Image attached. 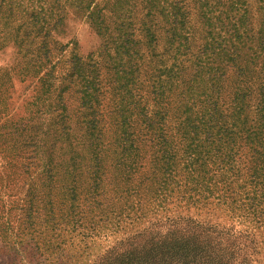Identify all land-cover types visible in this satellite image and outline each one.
Returning <instances> with one entry per match:
<instances>
[{
  "label": "trees",
  "instance_id": "1",
  "mask_svg": "<svg viewBox=\"0 0 264 264\" xmlns=\"http://www.w3.org/2000/svg\"><path fill=\"white\" fill-rule=\"evenodd\" d=\"M50 1L0 0V23L21 20L17 60L31 56L39 73L49 67L38 81L68 155L64 164L56 143L47 157L28 144L24 160L41 178L27 195L45 190L48 201L42 210L30 202L20 228L39 234L40 211L54 228V203L63 225L82 230L168 204L217 207L229 223L155 217L96 264L238 262L236 241L250 239L249 227L264 230V0ZM68 8L101 45L87 57L71 53L55 75L50 59L63 47L53 34Z\"/></svg>",
  "mask_w": 264,
  "mask_h": 264
},
{
  "label": "rangeland",
  "instance_id": "2",
  "mask_svg": "<svg viewBox=\"0 0 264 264\" xmlns=\"http://www.w3.org/2000/svg\"><path fill=\"white\" fill-rule=\"evenodd\" d=\"M26 1L29 3L24 2L23 5L28 7L34 2ZM47 2L51 3L50 0ZM73 13V9L68 8L62 26L53 34L58 46L63 47V51L55 50L50 59L51 65L56 64L55 75L66 71L64 62L70 59L71 53L87 57L97 52L101 45L99 35ZM19 23V18L7 27L0 23V264H96L102 254L127 236L144 229L155 217L186 214L199 222L229 223L226 214L217 207L195 209L168 204L142 219L133 220L129 216L119 221L118 226L99 223L91 230H82L63 225L61 210L58 203H54L57 220L54 228L46 221L51 219L50 213L40 211L34 220L40 225L35 228L40 233L32 234L28 227L22 230L20 222L28 204L31 202L35 208L42 210L48 201L45 190L37 191L39 194L35 201L27 195L29 184L33 181L38 184L41 178V172H37L41 170L33 164L35 161L24 160L33 149L28 144L32 141L39 143L42 146L40 150H44L43 156L47 157L50 144L56 143L55 154L62 158L59 160L64 164L68 155L55 124L58 112L51 111L53 108L48 111L51 93H46L38 81L49 67L42 68L39 73V64L31 56L17 60L15 42L21 38H18L21 32L18 34L15 31ZM165 41L163 36V42L158 46L160 52L166 47ZM52 82L55 83V80ZM70 103L73 102L70 100ZM85 155L81 156L82 163L88 161ZM21 162L30 165L28 171L21 167ZM249 228L250 239L236 241V246L242 251L239 250L238 262L233 264H264V230Z\"/></svg>",
  "mask_w": 264,
  "mask_h": 264
}]
</instances>
